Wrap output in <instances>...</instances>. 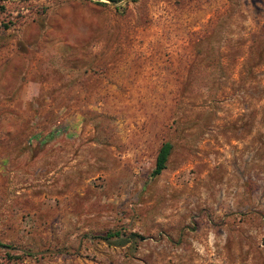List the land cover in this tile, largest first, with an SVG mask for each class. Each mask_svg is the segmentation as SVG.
Listing matches in <instances>:
<instances>
[{
    "label": "rangeland",
    "instance_id": "374dc122",
    "mask_svg": "<svg viewBox=\"0 0 264 264\" xmlns=\"http://www.w3.org/2000/svg\"><path fill=\"white\" fill-rule=\"evenodd\" d=\"M99 1L0 2V264H264V0Z\"/></svg>",
    "mask_w": 264,
    "mask_h": 264
},
{
    "label": "trees",
    "instance_id": "16d2710c",
    "mask_svg": "<svg viewBox=\"0 0 264 264\" xmlns=\"http://www.w3.org/2000/svg\"><path fill=\"white\" fill-rule=\"evenodd\" d=\"M5 0H0V2H3ZM111 4H119L122 0H105ZM134 2L137 0H133ZM95 3L97 5H105V3L100 2L99 0H95ZM53 135L50 134L48 136V139H52ZM36 139H42L41 136H37ZM43 141H40V145H43ZM173 145L170 142H164L160 145L156 158L154 163V168L150 174L151 177H157L159 176L163 170L166 169L167 160L172 152ZM136 237V236H134ZM97 239H100L103 242L110 243V241H113L115 244H124L126 242L130 241L129 237H123L120 232H107L105 234L97 236ZM1 247H5L0 244Z\"/></svg>",
    "mask_w": 264,
    "mask_h": 264
},
{
    "label": "crops",
    "instance_id": "0c3cea01",
    "mask_svg": "<svg viewBox=\"0 0 264 264\" xmlns=\"http://www.w3.org/2000/svg\"><path fill=\"white\" fill-rule=\"evenodd\" d=\"M26 89L24 88V90L22 89V91H21V94H23L24 93V95H25V93L27 92V90L25 91ZM29 95H30V93H29ZM35 139V138H34ZM38 140H41V139H38Z\"/></svg>",
    "mask_w": 264,
    "mask_h": 264
}]
</instances>
